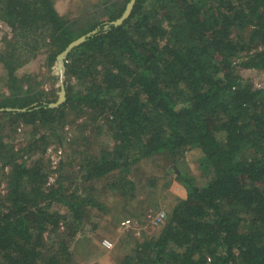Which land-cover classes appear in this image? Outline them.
Segmentation results:
<instances>
[{"label": "trees", "instance_id": "obj_1", "mask_svg": "<svg viewBox=\"0 0 264 264\" xmlns=\"http://www.w3.org/2000/svg\"><path fill=\"white\" fill-rule=\"evenodd\" d=\"M129 1L102 0L98 16L69 20L54 0H0L9 29L0 39V264H71L88 208L102 209L95 183L128 205L133 168L162 154L186 195L120 264H264V87L236 71L264 72V0H135L113 25ZM93 30L66 55L65 100L51 107L56 93L19 71L40 57L51 69ZM77 119L104 128L111 144L92 153L88 136H74L75 176L59 164L49 184L44 154ZM18 130L29 140L16 147L6 137ZM187 152L201 179L181 169Z\"/></svg>", "mask_w": 264, "mask_h": 264}, {"label": "rangeland", "instance_id": "obj_2", "mask_svg": "<svg viewBox=\"0 0 264 264\" xmlns=\"http://www.w3.org/2000/svg\"><path fill=\"white\" fill-rule=\"evenodd\" d=\"M102 0H54L57 12L69 20L82 18L92 19L98 14L96 7ZM9 29L0 22V39ZM237 73L244 79L251 82L256 89L264 87V72L243 69L236 67ZM29 73L35 75L37 81L41 84L40 88L45 91H54L60 96L61 83L64 81V74H59L57 64L51 69L44 65L42 57L32 61L28 66L19 71V75ZM1 85V84H0ZM59 90V89H58ZM4 89L0 87V93ZM84 120L77 119L75 124L65 129V141L62 144H51L45 154L44 160L52 170L49 177V184L54 182L57 175L56 168L59 164L67 171L68 174L75 176L78 170L77 162L80 157L73 153L75 147H71L70 140L74 136H88L91 142V152L96 153L99 147L109 146L108 136L105 135L104 128L99 129L94 123L85 124L87 127L82 129L79 124ZM88 123V122H86ZM99 121L98 124H103ZM7 136V140L15 137L14 144L16 147L23 146L28 142L29 137L24 136V131L16 133V136ZM86 144L80 143L77 150H84ZM84 147V148H83ZM196 154L187 152L186 159H181V169L190 177L201 179L203 173L195 165ZM186 162L185 164H183ZM176 164L165 154L155 156L151 159L144 160L133 168V178L138 187L136 199L128 205L122 206L106 193L105 180H100L94 185V197L101 204L102 209L98 207H89L88 217L85 221L83 232H77L71 240L73 251L71 264H120L122 257L128 254L136 242H142L144 239L156 236L160 229V224L153 223V218L157 214L166 213L171 209L177 198H184L186 195L182 184L175 179L178 171ZM7 170V169H5ZM171 181L168 182V181ZM79 185V182L76 181ZM153 183V186L150 185ZM3 183L2 187L3 188ZM81 186V185H79ZM84 185L81 186L83 188ZM86 186V185H85ZM58 209H63L58 207ZM64 210V209H63ZM62 213V210H59ZM138 215V216H137ZM130 220L131 225L123 228L121 222ZM63 226V225H62ZM60 236L68 235L66 228L61 227L58 231ZM80 235H83L80 236ZM107 240L111 243L109 249L102 246V241Z\"/></svg>", "mask_w": 264, "mask_h": 264}, {"label": "water", "instance_id": "obj_3", "mask_svg": "<svg viewBox=\"0 0 264 264\" xmlns=\"http://www.w3.org/2000/svg\"><path fill=\"white\" fill-rule=\"evenodd\" d=\"M134 2H135V0H130L128 2V4L125 7V10L122 13V15L120 16V18H118L117 20H115V21L112 22L113 25H115V26L120 25L129 16V14L131 12V9L133 7ZM93 33H95L94 30L91 33H88V34H86V35L78 38L74 42H72L71 44H69V46L66 48V50L57 57L56 64H57V68H58L59 74L61 76H63V74H64L63 61H64L66 55L68 54V52L72 48H74L75 46H78L79 44H81L88 36H90V34H93ZM62 83H61V86H60V89L61 90H60L59 99H58V101L55 104L51 105V107H55L57 105H60L65 100V91H64V88H63Z\"/></svg>", "mask_w": 264, "mask_h": 264}, {"label": "built area", "instance_id": "obj_4", "mask_svg": "<svg viewBox=\"0 0 264 264\" xmlns=\"http://www.w3.org/2000/svg\"><path fill=\"white\" fill-rule=\"evenodd\" d=\"M164 218H165V214H164V212H161V213L157 214L155 218H153V223L157 224V223L161 222ZM130 225H131V221L130 220H125V221L121 222V226L123 228H128ZM102 246L105 249H109L111 247V243L109 241H107V240H103L102 241Z\"/></svg>", "mask_w": 264, "mask_h": 264}]
</instances>
